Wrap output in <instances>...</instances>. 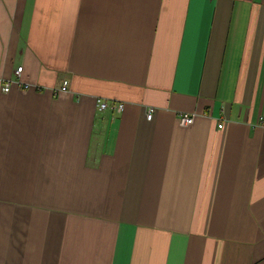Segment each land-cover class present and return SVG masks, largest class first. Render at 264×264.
Masks as SVG:
<instances>
[{
	"label": "crops",
	"instance_id": "obj_1",
	"mask_svg": "<svg viewBox=\"0 0 264 264\" xmlns=\"http://www.w3.org/2000/svg\"><path fill=\"white\" fill-rule=\"evenodd\" d=\"M0 79V264H264V0H0Z\"/></svg>",
	"mask_w": 264,
	"mask_h": 264
},
{
	"label": "built area",
	"instance_id": "obj_2",
	"mask_svg": "<svg viewBox=\"0 0 264 264\" xmlns=\"http://www.w3.org/2000/svg\"><path fill=\"white\" fill-rule=\"evenodd\" d=\"M23 68L20 67L17 69L16 74L18 77H20V74L22 73ZM20 82V81H19ZM13 84L12 81L9 80H1L0 79V92L3 94H7L10 92ZM20 84V83H19ZM27 88V87H26ZM69 92V83L67 81L63 82L61 88L57 91V94H66ZM97 107L100 112H106L108 110L115 111L117 113H122L124 111V104L117 103V104H110L108 101L105 100H97ZM154 115V109L150 108L147 111V119L151 120ZM263 120V119H262ZM195 121V115L194 114H181L179 117V122L182 126H190ZM223 128V124L219 125V129Z\"/></svg>",
	"mask_w": 264,
	"mask_h": 264
}]
</instances>
